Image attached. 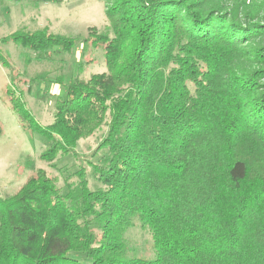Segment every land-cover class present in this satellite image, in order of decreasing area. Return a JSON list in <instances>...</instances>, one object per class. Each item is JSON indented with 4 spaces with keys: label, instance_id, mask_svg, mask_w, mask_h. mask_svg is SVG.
Masks as SVG:
<instances>
[{
    "label": "trees",
    "instance_id": "obj_1",
    "mask_svg": "<svg viewBox=\"0 0 264 264\" xmlns=\"http://www.w3.org/2000/svg\"><path fill=\"white\" fill-rule=\"evenodd\" d=\"M244 10L112 0L105 30L82 42L103 50L107 71L65 85L51 124L8 86L25 130L51 143L48 162L108 131L92 165L98 189L84 170L67 192L40 170L0 195V264H264V23ZM10 40L39 61L79 42L47 30ZM136 221L154 259L129 256Z\"/></svg>",
    "mask_w": 264,
    "mask_h": 264
},
{
    "label": "rangeland",
    "instance_id": "obj_2",
    "mask_svg": "<svg viewBox=\"0 0 264 264\" xmlns=\"http://www.w3.org/2000/svg\"><path fill=\"white\" fill-rule=\"evenodd\" d=\"M220 2L226 9L244 7L255 9L264 23V0H211ZM112 0H0V123L4 132L0 136V195L17 193L37 171H44L67 192L68 186L79 182L78 172L86 171L93 190L101 185L95 180L93 164L100 163L102 154L97 153L100 142L107 134V126L92 136L81 139L75 153L52 161L42 157L51 143L41 135L25 130L12 111L8 86L22 95L26 107L34 117L46 126L54 121L55 106L74 78L87 79L93 74L107 71L103 50L87 48L82 43L89 28L103 32L109 24L106 11ZM47 30L49 33L76 38L79 42L72 54L57 55L52 60L39 61L35 53L10 40L3 39L16 32L34 33ZM106 32V31H105ZM62 80L63 83L58 81ZM264 84V80H262ZM69 190V187H68ZM125 235L129 256L154 259L152 234L136 221Z\"/></svg>",
    "mask_w": 264,
    "mask_h": 264
}]
</instances>
